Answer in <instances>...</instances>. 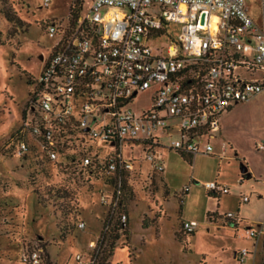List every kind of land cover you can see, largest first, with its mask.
<instances>
[{"label":"rangeland","instance_id":"374dc122","mask_svg":"<svg viewBox=\"0 0 264 264\" xmlns=\"http://www.w3.org/2000/svg\"><path fill=\"white\" fill-rule=\"evenodd\" d=\"M246 1L252 15L259 18L260 0ZM72 2L0 0V264H33L34 251L41 253V264H98L91 243L98 244L109 211L101 201V192L108 190L107 174L48 161L37 148L24 156L14 148L30 106L33 81L40 77L59 36L71 34ZM89 5L87 0L83 14ZM4 10L14 12L20 20H9ZM54 21L66 23L67 28L51 37L48 25ZM180 28L181 23L175 22L171 34L151 39L152 49L157 52L164 47L166 53L170 36L177 35ZM152 94L153 89L141 91L132 107L137 112L150 107ZM222 123L226 136L212 140L221 156L200 154L188 159L174 149L157 147L164 155V171L153 170L143 145H133V152L131 146H125L124 156L135 159V170L127 174L124 191L130 237L122 234L114 253L125 247L132 264H254L236 259L235 251L247 249L252 255L257 241L264 237L262 233L247 234L251 227L258 229L264 218V200L258 189L264 185L242 172L246 165L259 175L264 173V150L254 148L258 138L264 137V94L237 103ZM161 135L169 146L177 134ZM94 144L92 153L102 158L116 149L103 140ZM208 181H219L231 191L211 192L205 186ZM186 187L189 190L183 192ZM66 188L69 196L60 197V189ZM244 196L250 199L245 201ZM239 207L240 216L247 220L231 226L233 220L224 214L238 213ZM192 220L199 226L187 233L183 223ZM81 222L86 223L84 228ZM260 255L257 264L264 262V247ZM116 258L128 264L123 250Z\"/></svg>","mask_w":264,"mask_h":264},{"label":"built area","instance_id":"2783aa9c","mask_svg":"<svg viewBox=\"0 0 264 264\" xmlns=\"http://www.w3.org/2000/svg\"><path fill=\"white\" fill-rule=\"evenodd\" d=\"M88 1V12L79 16L69 36H59L66 23L48 25L49 35L59 39L35 78L16 151L26 155L35 146L50 161L90 173L104 171L108 190L101 192V201L115 210L126 176L135 170V159L124 156L126 145H143L157 171L165 168L157 147L190 156L213 154L211 139L220 132L224 114L264 91V0L261 22L246 0ZM175 22L181 28L170 36L167 52L164 47L155 52L150 40L171 34ZM148 89H153L152 104L137 112L132 103ZM177 131L181 135L166 145L161 133ZM98 140L116 149L103 158L94 155ZM258 147L264 149V142ZM78 150L86 154L77 160L66 157ZM205 186L214 193L230 190L218 181ZM225 216L235 224L242 221L234 212ZM120 220L126 225L129 213ZM198 226L195 220L183 223L187 233ZM258 233L263 231L247 229L249 236ZM91 246L96 259L99 246ZM248 253H238L241 262ZM31 258L41 264L40 252Z\"/></svg>","mask_w":264,"mask_h":264},{"label":"trees","instance_id":"16d2710c","mask_svg":"<svg viewBox=\"0 0 264 264\" xmlns=\"http://www.w3.org/2000/svg\"><path fill=\"white\" fill-rule=\"evenodd\" d=\"M87 4V0H73L71 6H70V11H69V16H70V33L72 31V27H74V25L77 23L79 16L82 14V11L84 10L85 6ZM5 13V15L7 16V18L11 21H19L16 17H15V13L11 12L10 10H4L3 11ZM35 81V80H34ZM33 81V83H34ZM33 92L31 91V97L33 96ZM18 133V131H17ZM16 133L15 136V151L17 149V145H18V140L19 137ZM35 148V146H32L31 150ZM180 153V152H179ZM40 154V153H39ZM86 152H82V151H77L72 155H67L66 157L69 158L70 160H77L79 159L81 156L85 155ZM182 154L184 157L191 159L192 156L190 155H186L183 153ZM27 155V154H26ZM20 156H24V155H20ZM45 159H47L48 161H50V159L46 156ZM101 172V171H100ZM126 184V182H125ZM126 188V185H124ZM62 192L60 193V197L62 196H69V192L68 189H60ZM124 212H128L126 204H125V195L121 198L120 202L118 203V206L115 210L109 209L108 214H107V218L105 219L104 222V230L102 231L101 235L99 236L98 239V246H99V251L97 253V261L98 264H110L109 259L114 255V250L116 247V243L117 241L120 239L122 234H125L127 236V238H129L130 234H129V222L126 225H123V223L121 222L120 218H121V214ZM264 264V262H263Z\"/></svg>","mask_w":264,"mask_h":264},{"label":"crops","instance_id":"0c3cea01","mask_svg":"<svg viewBox=\"0 0 264 264\" xmlns=\"http://www.w3.org/2000/svg\"><path fill=\"white\" fill-rule=\"evenodd\" d=\"M252 14V13H251ZM253 16V15H252ZM258 22H261L262 21V18H263V13H262V6H261V14H260V17L259 18H256L255 16H253ZM263 94H264V91L262 92V93H260V94H258V95H256L255 97H259V96H263ZM254 97V98H255ZM232 110V109H231ZM230 110V111H231ZM230 111H228V112H226L225 114L227 115ZM225 114H224V116H225ZM224 116H223V118H224ZM223 118H222V120H223ZM225 131H226V129H225V124L224 123H222V126H221V130H220V132L217 134V136L215 137L216 139L217 138H219L220 137V139H222V137H225L226 135H225ZM176 137L175 138H177V137H179L180 135H181V133L179 132V131H177L176 132ZM215 138H213V139H215ZM213 139H211V142H212V140ZM259 140H257L256 141V143H254V148L255 149H257V152H260L259 150H264V149H260L259 147H258V145L261 143V142H264V137H260V138H258ZM223 141V140H222ZM230 141V140H229ZM224 142V141H223ZM231 142V141H230ZM230 142H228V143H230ZM213 144V143H212ZM213 146H214V144H213ZM161 147H167V146H161ZM230 148H235L233 145H231L230 144ZM133 150H134V147H132V152H133ZM236 150H239V148H236ZM239 151H241V149L239 150ZM179 153V152H178ZM220 152L219 151H217L216 150V147L214 146V152H213V154H210V155H220L219 154ZM156 154H157V157L159 158V159H161V160H163L164 161V155H163V153H161V154H159L158 153V150L156 149ZM198 155H200V154H198ZM201 155H205V156H209L208 154H201ZM236 155L238 156V157H240V153H236ZM243 155H245L244 153H242V156ZM197 155H194V156H192V158H195ZM221 156V155H220ZM132 158H133V156H132ZM243 166V165H242ZM164 170H165V168H164ZM248 171H250L251 172V174H252V176L250 177V178H253V177H256L258 180H257V183H261L262 185H264V173L263 172H261L260 173V175L259 174H257V172L253 169V168H248ZM219 182V181H218ZM221 183V182H220ZM257 183H255L256 185H257ZM222 184V183H221ZM225 185V184H224ZM251 185H252V188L253 189H255V185H254V183H251ZM230 188V187H229ZM258 188V187H257ZM261 192H259V198L261 199V200H264V187H259L258 188ZM230 191L231 190H229V192L228 193H230ZM219 194H224V193H218V195ZM250 199V198H249ZM238 216L239 217H241L240 216V211H241V207H239L238 208ZM209 212H211V211H209ZM214 213H216V214H219V215H223V214H221L219 211H215ZM225 215V214H224ZM130 216V215H129ZM241 219L242 220H244L245 218H243V217H241ZM245 220H247V219H245ZM235 223H233L232 222V225L231 226H235L234 225ZM129 225H130V217H129ZM225 227H228L229 228V225L228 226H225ZM239 228V227H238ZM236 229H237V227H236ZM255 230H258V231H263V233L262 234H264V218H262L259 222H258V229H255ZM98 233H99V231H98ZM264 237H260L259 238V240L257 241V243H256V250H255V252H254V254H250V251H249V253L247 254V256H246V259H245V261L244 262H246V260L248 259V260H250V262L252 261L254 264H257V262H258V259H259V257L261 256L260 255V252H261V249L264 247ZM123 250V252H124V254H125V256H126V258H127V262H128V264H132V259L131 258H129L128 257V250L124 247H120V248H118L117 250H116V252L114 253V256H113V258H112V264H121L123 261H122V259L121 258H116V255H117V253L118 252H120V251H122ZM241 250H236L235 251V257H236V259L238 258V253L240 252ZM238 260H240L239 258H238ZM115 262V263H114ZM243 263V262H242Z\"/></svg>","mask_w":264,"mask_h":264},{"label":"water","instance_id":"95a60500","mask_svg":"<svg viewBox=\"0 0 264 264\" xmlns=\"http://www.w3.org/2000/svg\"><path fill=\"white\" fill-rule=\"evenodd\" d=\"M204 19H205V16L203 17V20ZM242 172H243L244 177H246V178H250L252 176L251 172L248 171V166H246V165L242 166Z\"/></svg>","mask_w":264,"mask_h":264}]
</instances>
